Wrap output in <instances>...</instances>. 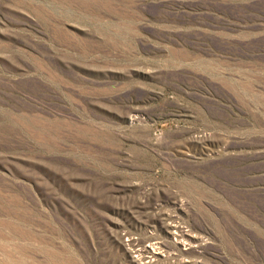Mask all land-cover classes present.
Wrapping results in <instances>:
<instances>
[{"label": "rangeland", "instance_id": "rangeland-1", "mask_svg": "<svg viewBox=\"0 0 264 264\" xmlns=\"http://www.w3.org/2000/svg\"><path fill=\"white\" fill-rule=\"evenodd\" d=\"M137 262L264 264V0H0V264Z\"/></svg>", "mask_w": 264, "mask_h": 264}, {"label": "bare ground", "instance_id": "bare-ground-1", "mask_svg": "<svg viewBox=\"0 0 264 264\" xmlns=\"http://www.w3.org/2000/svg\"><path fill=\"white\" fill-rule=\"evenodd\" d=\"M164 225H166V224H164ZM167 226H168V225H167ZM176 226H177V225H176ZM169 227H170V226H169ZM174 228H175V227H174ZM174 228H173V229H174ZM173 229H172V230H173ZM178 229H179V228H178ZM175 230H176V229H175ZM175 230H174V231H175ZM175 233H176V232H175ZM181 237H182V236H181ZM187 240H188V239H187ZM181 241H182V240H181ZM183 241H184V240H183ZM186 243L189 244V241H187ZM148 244H149V243H148ZM152 245H153V244H152ZM152 245H151V246H152ZM189 245H191V244H189ZM136 246H137V245H135V247H136ZM151 246H150V247H151ZM131 247H132V246H131ZM143 247H145V246H143ZM148 247H149V246H148ZM148 247H147V248H148ZM154 247H155V246H154ZM137 248H138V247H137ZM137 248H135V249H137ZM155 248H156V247H155ZM132 249H133V248H132ZM140 249H142V247H141ZM144 249H145V248H144ZM152 249H153V247H152ZM145 250H146V249H145ZM139 251H140V250H139ZM153 251H154V250H153ZM156 251H157V250H156ZM132 252H134V250H132ZM141 252H142V251H141ZM143 252H144V251H143ZM145 252H146V251H145ZM145 252H144V253H145ZM147 252H148V251H147ZM138 253H139V252H138ZM133 254H134V253H133ZM149 254H150V253H149ZM137 255H138V254H137ZM153 255H154V253L151 255V257H153ZM149 256H150V255H149ZM149 256H148V257H149ZM137 258H138V256H137ZM137 258H135V259H137ZM143 259H144V258H143ZM148 259H149V258H148ZM152 259H153V258H152ZM154 259H155V258H154ZM154 259H153V260H154ZM20 260H21V259H20ZM15 261H16V260H15ZM138 261H139V260H138ZM145 261H146V260H145ZM145 261H143V262H145ZM12 262H13V261H12ZM139 262H140V261H139ZM139 262H137V264H138ZM143 262H141V263L144 264Z\"/></svg>", "mask_w": 264, "mask_h": 264}]
</instances>
